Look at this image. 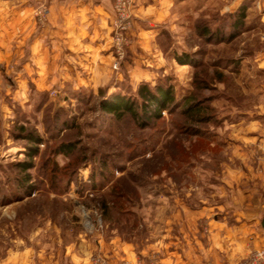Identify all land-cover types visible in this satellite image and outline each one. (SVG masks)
Instances as JSON below:
<instances>
[{"label":"rangeland","instance_id":"obj_1","mask_svg":"<svg viewBox=\"0 0 264 264\" xmlns=\"http://www.w3.org/2000/svg\"><path fill=\"white\" fill-rule=\"evenodd\" d=\"M61 1L8 0L19 5L17 12L29 13L16 24L17 39L9 40L14 28L3 35L0 19V264H75V258L92 264L99 250L115 264L105 245L127 241L139 250L154 228L176 223V208L205 207L221 216L235 205L248 207L251 192L255 200L264 195V67H258L264 23L256 10L250 17L247 9L234 30V7L223 14L204 7L234 0H171L178 18L152 24L135 8L160 0H132V27L118 44L117 0H107L109 14L100 12L107 27L92 21L98 0ZM96 27L101 32L93 40ZM142 28L151 30L149 40L167 63H143L154 58L141 46ZM45 29L41 53L47 50L51 69L59 51L60 78L40 91L38 71L30 73L26 65L36 69L32 46ZM81 29L87 32L81 43L98 49L86 59L68 46ZM105 63L117 68L97 86L88 69ZM52 76L50 71L45 82ZM145 84L173 93L175 101L159 116L148 109L153 117H145L148 101L139 91ZM23 89L29 100L21 105L13 97ZM116 96L134 103L138 116L106 111ZM189 102L199 103V113L185 114ZM208 220L199 221L204 230ZM125 260L143 264L126 258L118 264ZM147 264L160 263L150 257Z\"/></svg>","mask_w":264,"mask_h":264},{"label":"crops","instance_id":"obj_2","mask_svg":"<svg viewBox=\"0 0 264 264\" xmlns=\"http://www.w3.org/2000/svg\"><path fill=\"white\" fill-rule=\"evenodd\" d=\"M64 1L62 0L61 4ZM107 2V0H98L91 8L96 16L92 19L95 25H103L109 21L107 16L100 14L102 11L109 14ZM234 2L235 7L232 12L247 3L248 16L256 10L259 20L257 21L264 23V0H234ZM50 11H52L51 7ZM257 21L255 23H258ZM97 32H101L98 27L95 28V33ZM48 33V29H45L38 36L42 43L43 39L48 37ZM62 33L64 30L59 31L58 34ZM53 36L51 34V37ZM261 63H264V53L258 62V67H262ZM253 196L251 192L249 194L251 200L254 199ZM257 199H254L255 203L250 200L248 207L245 204H238L229 208L232 220L228 216L229 212L225 214L223 211L219 216L209 208L204 207L194 211L184 205L181 209L176 208L175 214H172L176 223L172 219L163 231L154 228L153 238L146 239L142 246L139 245V250H136L132 243L119 240H112L111 244L105 246L115 264L124 258L147 264L150 257L157 258L160 264H199L203 261L212 264H240L241 260L252 251L264 248V228L261 225V219L264 217V195H259ZM205 216L209 218L207 230L199 224L200 219ZM75 264H91V260L82 262L75 258Z\"/></svg>","mask_w":264,"mask_h":264},{"label":"clouds","instance_id":"obj_3","mask_svg":"<svg viewBox=\"0 0 264 264\" xmlns=\"http://www.w3.org/2000/svg\"><path fill=\"white\" fill-rule=\"evenodd\" d=\"M19 5L16 3H10L8 0H4L3 3H0V13H2V19L3 22V35L8 36L9 34V28H14L15 31L11 32V35L9 37V40L17 39L18 35L20 33V29L16 27V24L19 23L20 19H23L24 17L28 16V11H19L17 12ZM205 8H212L215 10L216 8H219V11L221 14L229 11L231 8L235 7L234 4L223 2L221 3H209L204 5ZM203 10V9H202ZM99 11V9H97ZM85 10H81L79 12V15L83 17V19L87 20L88 17L85 16ZM140 20L148 21L149 23L155 24V23H162L165 20H176L178 18V13L174 11V4L171 2V0H160L159 4L157 3H147L146 6L144 3H141L138 7L135 8L134 13ZM199 13H197L198 15ZM17 17L19 19H17ZM151 18V19H149ZM87 27V25H85ZM103 27H107V24L105 23ZM172 28L175 29L176 25L173 24ZM69 36H73L72 32L68 33ZM87 35V32H85L83 29H81V32L79 35L75 36L73 39V42L69 44L68 46L73 49L74 52H85L86 55L83 57V59H86L88 55H92L98 51V49H92L90 44L81 43L83 38ZM107 33H105L103 36H106ZM140 36L144 37L141 46L143 47L144 51L151 55L154 59L148 60L144 59L143 63L147 64L149 67L153 66V63L155 62V66L159 67L162 64L167 63L165 52L158 46H154L150 40L149 37L152 35V32L150 29H144L139 33ZM98 36H100V33L97 32L95 35L92 36V39L95 40ZM24 39H19V43H24ZM41 44L42 40H37L36 43L32 46V53H33V59L32 63H34L37 67L36 69H32L31 66L26 65V67L29 69V72L32 71H38L40 79L37 81V87L40 91H43L45 89L51 88L52 84L56 83L57 80L60 78L58 74L59 72V65L55 63L56 60L60 58L59 51L56 52V55L52 58V67L49 68L48 63V55L47 50H45L44 53H41ZM6 47H10V44L5 45ZM105 45H101V47H105ZM68 59L73 60L74 63H78L80 61L76 60L75 57H68ZM96 59H99L97 56ZM102 63H104L102 61ZM108 63H111V61H108ZM262 67H264V63H261ZM117 68L116 64H111V67H108L105 63L103 67H100V65H97L96 67L89 68L88 70L93 73L92 79L94 80L95 84L97 86H103L107 84L108 79L110 77V74L113 69ZM137 70L139 69V65H137ZM53 73L52 80L49 83H46L45 81L48 78L49 72ZM143 71V70H140ZM145 78H150V74L146 71L143 72ZM133 76L135 77V73H133ZM138 79V77H135ZM14 100L19 101L21 105H24L29 100V95L27 89H23L18 91L15 96L13 97ZM5 113L7 115H10V110L5 107ZM216 247H220V245H216ZM15 259V256L9 257V260ZM4 264H7V262H4Z\"/></svg>","mask_w":264,"mask_h":264},{"label":"trees","instance_id":"obj_4","mask_svg":"<svg viewBox=\"0 0 264 264\" xmlns=\"http://www.w3.org/2000/svg\"><path fill=\"white\" fill-rule=\"evenodd\" d=\"M247 9L248 5L247 3H244L240 6L238 10L233 12L232 18H233V29H239L238 26L242 27L244 23V19L247 16ZM140 93L141 96L145 98V101L148 102L144 103L142 105V110L145 117H153L161 115L162 111L171 103L175 101V98L173 96V93L171 90L164 88V87H157L151 88L148 85H142L140 87ZM187 100H185L184 103H186ZM135 104L132 103L129 99L123 96H116L112 102H107L104 105V108L106 111L119 114L120 116L124 113V110L130 111L134 116H138V112L134 111ZM148 109L152 110V114L148 112ZM199 103H188V106L183 109L186 115H191L192 113H199ZM24 169H28V165L26 162L23 164Z\"/></svg>","mask_w":264,"mask_h":264},{"label":"built area","instance_id":"obj_5","mask_svg":"<svg viewBox=\"0 0 264 264\" xmlns=\"http://www.w3.org/2000/svg\"><path fill=\"white\" fill-rule=\"evenodd\" d=\"M132 0H117L115 4L116 19H115V40L118 44L123 41L125 34L132 27L130 14V5ZM44 16H47L49 10L44 7ZM42 14V13H41ZM89 228H93L91 223L87 224ZM92 264H111L109 259L100 250L92 257ZM121 264H140L139 262L122 261ZM240 264H264V248L253 251L247 258L242 260Z\"/></svg>","mask_w":264,"mask_h":264},{"label":"water","instance_id":"obj_6","mask_svg":"<svg viewBox=\"0 0 264 264\" xmlns=\"http://www.w3.org/2000/svg\"><path fill=\"white\" fill-rule=\"evenodd\" d=\"M261 225H262L263 228H264V217L261 219Z\"/></svg>","mask_w":264,"mask_h":264}]
</instances>
